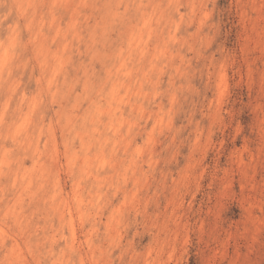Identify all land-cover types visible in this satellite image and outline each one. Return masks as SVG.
Listing matches in <instances>:
<instances>
[{"label":"rangeland","instance_id":"1","mask_svg":"<svg viewBox=\"0 0 264 264\" xmlns=\"http://www.w3.org/2000/svg\"><path fill=\"white\" fill-rule=\"evenodd\" d=\"M0 264H264V0H0Z\"/></svg>","mask_w":264,"mask_h":264},{"label":"bare ground","instance_id":"2","mask_svg":"<svg viewBox=\"0 0 264 264\" xmlns=\"http://www.w3.org/2000/svg\"><path fill=\"white\" fill-rule=\"evenodd\" d=\"M64 1H65V0H64ZM203 12H204V11H203ZM128 40H129V39H128ZM3 48H4V47H3ZM120 48H121V47H120ZM128 51H129V53H130V51H132V49L129 48V50H127V52H128ZM4 52H5V50H4ZM118 53H119V52H118ZM120 53L122 54V53H124V52H120ZM2 54H3V53H2ZM3 55H4V54H3ZM1 57H2V56H1ZM4 60H5V59H4ZM4 60H3V61H4ZM3 61H2V62H3ZM1 65H2V64H1ZM124 91H125V90H124ZM25 112H26V111H25ZM17 123H18V122H17ZM17 125H18V124H17ZM79 136H80V135H79ZM102 159H103V158H102ZM122 167H123V166H122ZM75 186H76V185H75ZM69 194H70V193H69ZM75 195H76V194H75ZM76 197H77V196H76ZM81 198H82V197H81ZM96 198H97V197H96ZM97 207H98V206H97ZM69 219H70V218H69ZM70 222H71V221H70ZM12 247H13V246H12ZM14 253H15V252H14ZM14 253H12V254H14ZM10 257H11V256H10ZM9 260H10V259H9ZM7 261H8V260H7Z\"/></svg>","mask_w":264,"mask_h":264}]
</instances>
